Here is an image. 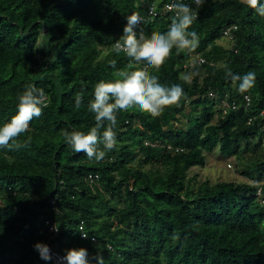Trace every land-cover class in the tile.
<instances>
[{
    "label": "trees",
    "instance_id": "16d2710c",
    "mask_svg": "<svg viewBox=\"0 0 264 264\" xmlns=\"http://www.w3.org/2000/svg\"><path fill=\"white\" fill-rule=\"evenodd\" d=\"M167 2L0 0V126L26 85L48 98L28 132L0 148V264H51L34 249L47 240L65 255L87 249L90 264L96 255L104 264H264V17L241 0L183 2L198 12L188 31L199 47L190 55L174 48L150 72L166 86L181 84L186 99L157 118L118 112V144L100 162L74 153L61 134L95 126L87 107L94 85L116 78L113 61L128 63L113 48L125 17L139 14L137 33L166 32L174 15L163 12ZM233 25L226 46L223 30ZM197 56L199 75L186 84L179 76ZM228 70L254 71V86L241 94ZM225 97L235 108L223 106ZM216 149L246 180L188 177Z\"/></svg>",
    "mask_w": 264,
    "mask_h": 264
},
{
    "label": "clouds",
    "instance_id": "9594fccd",
    "mask_svg": "<svg viewBox=\"0 0 264 264\" xmlns=\"http://www.w3.org/2000/svg\"><path fill=\"white\" fill-rule=\"evenodd\" d=\"M195 3L199 7L204 0H195ZM241 3L264 17V3L261 0H241ZM167 8L174 15L170 27L163 33L154 31L149 35L142 29L137 33L135 28L142 22V18L136 12L125 17L127 23L122 35L114 42L113 48L116 53H125L128 63L124 68H117L116 62L113 61L111 67L115 70L113 75L116 78L101 79L94 85L93 96L87 107L94 114L95 126L86 132L73 129L61 133L74 153H83L89 160L100 162L106 153L112 151L118 144L114 131L118 112L135 109L157 118L167 107L178 104L182 98L186 99L181 84L166 86L159 82L157 75L150 72L153 69L158 72L174 48L177 54L185 52L190 55L199 47L200 39L197 32L188 31L193 21L197 19L198 12L182 0H173ZM150 11L155 14L156 8L153 6ZM191 67L194 70L182 72L179 76L186 84H191L193 78L199 75L195 62ZM226 74L233 82L239 81L238 91L241 94L254 86L256 79L254 71L241 76L234 75L228 70ZM245 99L249 97L245 96ZM82 101L83 95L78 93L75 97L76 108L81 106ZM47 106L48 98L44 90L32 84L26 85L17 95L15 115L0 126V148H9L11 141L27 133L33 118H39ZM21 146L26 145H16ZM78 231L82 238H89L82 227ZM34 249L39 252L42 259H51L47 244L37 242ZM88 255L87 249L83 247L72 248L66 250V255L61 257L60 261H66L67 264H90ZM94 259L97 264H104L102 255H96Z\"/></svg>",
    "mask_w": 264,
    "mask_h": 264
},
{
    "label": "rangeland",
    "instance_id": "374dc122",
    "mask_svg": "<svg viewBox=\"0 0 264 264\" xmlns=\"http://www.w3.org/2000/svg\"><path fill=\"white\" fill-rule=\"evenodd\" d=\"M220 42L229 46V42L226 39H222ZM180 124V122H175L176 126H179ZM234 164L235 162L233 159L221 158L216 149L213 152L206 154V162L204 166L192 167L188 172V177L193 178L194 182L208 180L210 183H215L219 180H246Z\"/></svg>",
    "mask_w": 264,
    "mask_h": 264
},
{
    "label": "built area",
    "instance_id": "2783aa9c",
    "mask_svg": "<svg viewBox=\"0 0 264 264\" xmlns=\"http://www.w3.org/2000/svg\"><path fill=\"white\" fill-rule=\"evenodd\" d=\"M173 2V0H169V2H167V3H165V5L163 6V12H170L169 10H168V8H167V5L168 4H170V3H172ZM182 2H193V3H195V0H182ZM151 8L152 7H150V9H149V15H153L152 13H151ZM236 29V26L235 25H233L232 27H227V28H225L224 30H223V36H224V38L229 42V43H231L233 40H234V34H233V30H235ZM193 61H196L197 63H202V62H204V59L203 58H201V57H196L195 58V60H192V61H190L189 62V65H192L193 64ZM209 96H211V97H216V94H215V92H212V91H210L209 93ZM226 96V95H225ZM245 96H247V97H249V99H245ZM244 102H245V105H248L249 104V102H250V95H248V94H245L244 95ZM222 104H223V106L224 107H232V108H235V103L232 101V103H231V105L227 102V100H226V97L225 98H222ZM262 114H264V112H262ZM88 178H89V180L90 181H93L95 178H96V176H93V175H89L88 176ZM257 194L259 195V197L261 196V194H260V189H258V191H257ZM50 229H55V228H52V227H50ZM82 236V235H81ZM45 244H47L48 246H49V249H50V255H51V259H50V262H51V264H67V262L66 261H63V262H61L60 261V258L61 257H64L65 256V254H63L58 248H57V244L56 243H54L53 241H51V240H47L46 241V243Z\"/></svg>",
    "mask_w": 264,
    "mask_h": 264
},
{
    "label": "water",
    "instance_id": "95a60500",
    "mask_svg": "<svg viewBox=\"0 0 264 264\" xmlns=\"http://www.w3.org/2000/svg\"><path fill=\"white\" fill-rule=\"evenodd\" d=\"M44 33H45V32H44ZM44 33H42V34H41V37H40V39H42V36H43V34H44Z\"/></svg>",
    "mask_w": 264,
    "mask_h": 264
}]
</instances>
